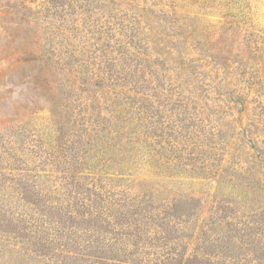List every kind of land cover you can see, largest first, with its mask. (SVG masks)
<instances>
[{"label": "rangeland", "instance_id": "1", "mask_svg": "<svg viewBox=\"0 0 264 264\" xmlns=\"http://www.w3.org/2000/svg\"><path fill=\"white\" fill-rule=\"evenodd\" d=\"M21 177L76 201L66 232ZM97 236L122 264H258L264 0H0V264H95Z\"/></svg>", "mask_w": 264, "mask_h": 264}, {"label": "trees", "instance_id": "2", "mask_svg": "<svg viewBox=\"0 0 264 264\" xmlns=\"http://www.w3.org/2000/svg\"><path fill=\"white\" fill-rule=\"evenodd\" d=\"M73 181L67 183V187L66 189L68 191L65 192H69L68 195L70 197H72V199L74 200H79V196L83 195V198H85L84 193L85 192H89L91 191L89 188L86 190L84 189V186L74 180V176H72ZM17 185H18V189L20 190L19 192H21V197L22 199L26 202V203H30L33 204L35 206H37L39 208V216L36 218L37 222L39 223L38 225L42 227H46V229L48 228V230H54V231H58L60 229V226H64V229L61 230V232L65 231L66 232V221H67V215L68 211H72L77 208L76 206V201L71 202V204L69 203L68 199H65V203L66 205H64V203H57V205H54L53 203H48L51 200V196L44 194L42 191V193L39 191V189H37L36 184H34V182L32 181V179H28L25 177H21L18 179L17 181ZM77 186V187H76ZM71 187V189L69 188ZM82 198V199H83ZM96 199L93 201L95 202ZM82 205L81 207H85L87 204L84 203V201H81ZM96 204V203H95ZM47 205V206H46ZM54 209H58V210H54ZM51 213H57V214H51ZM77 216L80 217H84L85 216V212L83 211H79L77 213ZM55 219H58V221H56ZM70 220L71 223H73L74 225L76 224L75 219H77L76 216H70L68 218ZM25 222V220L23 221ZM84 223L86 221H83ZM97 221L95 222V226H96ZM37 225V226H38ZM11 226L14 225H10V224H6L5 227L7 229H15L12 228ZM42 232V231H40ZM168 233V232H167ZM250 236H252L251 233H248ZM165 240L171 241L172 238L164 236ZM105 242V241H104ZM103 239L100 238V236H97L95 238H93L92 242H89L86 246L87 247H91L93 246V250H90V248L87 250L88 255L92 256L94 255L95 258L97 259L95 261V264H110V262H112V264H122L121 260H119V258H112V257H116V248L114 247L113 244L111 243H104ZM260 245L259 249H256L254 251V257L255 260L257 261L258 264H262L264 262V241H260L258 243ZM34 246V248L36 250H38V248L36 247V245H40L42 252L44 253H50L51 250V243L48 242H44V241H40L37 244H32ZM101 245H105V248H102ZM99 250L100 252H95ZM99 255V256H98ZM69 256H65L64 259H68ZM118 261V262H115ZM125 262V261H123ZM79 264H86L85 260H80ZM163 264H217L216 262H213L210 258L208 257H199L197 255H192L188 258H185L184 256V250L181 251V254H179V256L174 259V260H170V259H165V262ZM264 264V263H263Z\"/></svg>", "mask_w": 264, "mask_h": 264}]
</instances>
